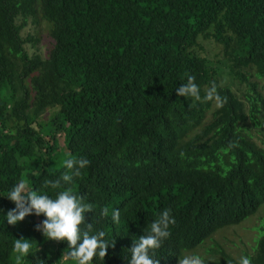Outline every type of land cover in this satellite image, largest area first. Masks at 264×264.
<instances>
[{
	"label": "trees",
	"instance_id": "16d2710c",
	"mask_svg": "<svg viewBox=\"0 0 264 264\" xmlns=\"http://www.w3.org/2000/svg\"><path fill=\"white\" fill-rule=\"evenodd\" d=\"M30 25H43V57L26 50L41 40L22 34ZM205 44L220 53L204 56ZM186 75L201 97L214 82L223 106L177 97ZM79 157L90 163L68 187L92 207L84 223L113 243L103 264H127L163 209L175 224L153 250L159 264H264V219L250 250L215 237L264 216V0H0V210L21 180L54 196L43 179ZM42 219L8 225L0 212V264H15L21 236L37 244L21 264H72L66 242L33 230Z\"/></svg>",
	"mask_w": 264,
	"mask_h": 264
},
{
	"label": "clouds",
	"instance_id": "9594fccd",
	"mask_svg": "<svg viewBox=\"0 0 264 264\" xmlns=\"http://www.w3.org/2000/svg\"><path fill=\"white\" fill-rule=\"evenodd\" d=\"M174 90L177 97H183L185 101H214L216 108H221L225 102L217 92L214 82H210L207 92L201 97L200 87L195 83L192 75H186L184 81ZM89 163L84 157L65 159L63 161L65 171L58 178L43 179L44 188L56 190L54 196L39 189L28 190L23 180L14 183L7 190L6 195L14 207L6 212L0 210L3 213V222L16 225L28 215L37 217L42 215L44 219L33 225V230L40 232L45 240L66 242L68 251L65 253V261H71L72 264H94L95 258L101 260L103 264L106 248L111 247L113 243L104 238L103 231L93 232L92 223H84L85 213L92 211V207L82 196L73 193L68 187ZM61 187L64 190H57ZM107 213V208L100 210L101 215ZM110 218L112 223H119L120 211L112 209ZM173 224L175 217L171 215L170 210H161L147 224L143 235L132 240L128 248L130 257L127 264H159V259L154 257L153 250L160 248L163 240L168 238L169 226ZM33 241L23 236L14 240L11 253L15 264H21L22 261L28 260L29 256L36 259L37 244L34 245ZM36 262L43 261L37 259ZM177 264H205V262L199 255L192 254L182 256L177 260ZM238 264H251V261L249 257L241 256Z\"/></svg>",
	"mask_w": 264,
	"mask_h": 264
},
{
	"label": "rangeland",
	"instance_id": "374dc122",
	"mask_svg": "<svg viewBox=\"0 0 264 264\" xmlns=\"http://www.w3.org/2000/svg\"><path fill=\"white\" fill-rule=\"evenodd\" d=\"M31 34L32 36L40 37V41L31 47V45H27L26 50L29 53V55H32L34 53L44 56V46L45 43L43 42L44 38V28L43 25H41L39 28H35L33 26H29L28 28L24 29L22 34ZM205 51L203 53L204 56L209 57V55L219 54L220 48L218 46L205 44ZM261 212H263V208H259L257 211V214L252 215L251 217L247 218L242 225H234L231 226L232 228H229L227 230H224L222 232H219L216 234V239L218 242H221L227 250H230L231 248L241 251L239 247H237L235 244L237 242L240 243V247L243 249L244 247L249 248H255L254 243L256 245L257 240L262 236V223L264 216L262 217ZM255 215L257 217H255ZM259 218L261 220H259ZM260 221V224H259ZM245 228H248L250 231L248 233L244 232ZM251 232V233H250ZM213 238V237H212ZM240 239V240H239ZM229 241V243H228ZM236 241V242H235ZM253 244V245H252ZM246 253H242V255H245Z\"/></svg>",
	"mask_w": 264,
	"mask_h": 264
}]
</instances>
